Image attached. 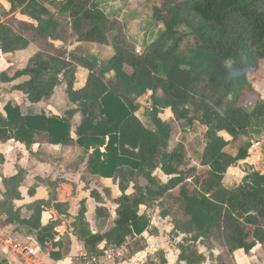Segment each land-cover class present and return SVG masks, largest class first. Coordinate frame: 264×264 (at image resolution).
<instances>
[{"label":"trees","instance_id":"obj_1","mask_svg":"<svg viewBox=\"0 0 264 264\" xmlns=\"http://www.w3.org/2000/svg\"><path fill=\"white\" fill-rule=\"evenodd\" d=\"M131 1L114 0L122 3L119 11ZM107 2L19 0L28 21L21 20L17 31L0 25V51L14 55L34 45L37 52L23 69L3 72L1 81L28 77L14 89L32 104L50 103L56 90L65 86L75 108L61 117L24 113L19 104L9 102L4 114L0 112V140H13L27 149L39 144L93 151L88 173L112 180L120 195L113 200L117 205L113 220L107 208L96 210L100 229L112 225L104 233L81 228L86 214L82 204L73 225L86 255L99 256L107 247L146 237L150 218L142 213L144 207L149 212L159 209L163 219L171 220L175 237H182L179 262L205 264L208 259L200 247L211 253L219 247L221 254L211 255L217 264H236L238 251L253 256L258 246L264 247V174L254 171L233 188L224 181L229 169L249 158L250 144L241 145L235 155L227 149L248 137L251 127L264 125V100L251 88L247 75L264 61V0H139L135 13L152 15L161 26L159 37L142 55L124 41L104 10ZM58 15L69 21L60 24ZM112 33L115 54L101 69L54 44L75 38L108 45ZM79 67L89 71L82 89L75 87ZM248 94L253 97L249 105ZM143 102L154 130L137 116ZM196 122L207 129L201 169L193 166L187 137H181ZM184 123L181 134L179 126ZM178 135L181 138L172 147ZM158 171L167 182L156 176ZM23 180L21 171L4 179L0 210L10 224L37 231L36 241L43 248L52 243L50 256L60 260L62 254L55 250L60 244L55 241L58 223H41L51 203H35L28 220L14 209ZM104 191L112 200V190ZM92 196L103 203L98 192ZM54 207L68 215V206ZM160 257L148 264H167L165 256Z\"/></svg>","mask_w":264,"mask_h":264},{"label":"rangeland","instance_id":"obj_2","mask_svg":"<svg viewBox=\"0 0 264 264\" xmlns=\"http://www.w3.org/2000/svg\"><path fill=\"white\" fill-rule=\"evenodd\" d=\"M7 1L10 4V9L7 11L8 8H3L4 10L0 11V24H5L10 28H12L14 31H17L19 29L20 21L25 20V17L22 16L20 13L21 8L19 6V0H7ZM41 1L43 2L44 0ZM107 1L108 2L104 6V10L106 11L107 15L113 18L112 20L115 22L117 27L121 29L126 44H128L129 46L130 45L133 46L137 54L139 55L144 54L146 49L159 37L161 26L157 23V21L153 18L152 15H147V14L137 15L135 13L134 8L139 3V0H132L127 9L120 11H119V7L122 6V3L120 2L116 3L114 2V0H107ZM106 6L107 8H105ZM57 21L60 24H66L69 21V18L68 16L58 15ZM115 36L116 33H112L109 35L108 45L79 43L75 38L70 39V41L67 44L64 43L63 44H64V48L68 50V52L79 53L85 56L87 59L97 64V66L101 69L105 67V65L114 55V48L112 43ZM58 45H60V43ZM29 56H30L29 53L22 54L21 55L22 60L16 63V65H12L11 67H9V69L10 70L21 69ZM128 71L131 72L130 69H128ZM87 75H88L87 70L80 71L77 74L78 86H82L85 83ZM247 75H248V82L251 85V88L258 95L259 98L264 100V61L260 63V67L258 69L249 72ZM65 91H66L65 86H60L57 89V92L51 103L49 105H40L39 107H36L35 108L36 112H39L41 110L44 111L47 110L48 113L54 116H62V117L65 116L68 111L75 108L70 103L69 97L67 96ZM245 100H246V104L249 105L253 101L252 95L248 94ZM16 103L21 106L24 113L30 112L29 108H27L24 98H19L18 101H16ZM191 108L192 110L196 111V108L194 106L193 107L191 106ZM137 116L141 119V121L145 124L146 127L153 130L155 129L149 111L147 110L146 107H144V102L142 104V109L137 113ZM80 119L81 117L78 116L75 119V122H79ZM179 127L182 134V130L184 132L183 128L186 127L185 123L180 124ZM186 128H187L185 131L186 133H184V135H181V137L183 136L187 137L186 146L187 149L189 150L188 152L192 159L193 166L201 169L202 168L201 156L205 149V145L207 141L206 140L207 129L203 125H201L200 122H196L193 126ZM181 137L180 135H178L174 138L172 147L175 146L176 142H178ZM256 142L262 143V149L253 155L249 154L250 164L241 165L239 167L240 170H236L234 172L238 174L241 173L240 175H242L243 173L250 174L254 171L264 174L263 173L264 125L262 128H256L255 126L251 127L249 136L241 137V139L238 142L231 144V146L227 149V152L229 154L235 155L241 145L250 144L251 147L252 143H256ZM7 157L9 159L8 161L9 166L4 168L5 170L4 173L0 172L1 176H5V175L8 176L9 174H11V172L13 171L12 166H14L17 162L22 161L27 157L25 147L11 144V147L8 149V153L5 161L7 160ZM81 157L82 155L76 156L73 153H69L66 158L62 157L58 159L55 156L50 157V159H48L46 162L47 164H49V167H42V170L38 169L37 167H34L32 169L34 173L29 183L34 181L35 179L34 177L37 176L35 181L45 186L48 190L50 187L49 185H51L54 182L58 184H62V183L73 184L76 180H78L84 168V166H82L84 165V163L82 162ZM31 160L33 162V158H31ZM237 164L236 166H234L235 168L233 167L234 169H238ZM37 169L41 173H38ZM230 171L231 170H228L227 175L229 174ZM156 176L160 177L164 182L168 181V178H165L160 171L156 172ZM231 176L233 177L232 174L230 175V177ZM239 180H241L240 177ZM236 184L237 183L235 181V183L228 182L225 185L229 188H233L236 187ZM31 186L33 185H30L28 187V190H30ZM73 193L76 194L75 188ZM81 193L82 191L81 192L78 191L76 195L78 196V194H80L81 196H83ZM86 194L89 193L86 192ZM81 198L83 197H80L78 199V202L81 200ZM77 203H76V207H77ZM115 208L116 207L114 206V204H109L108 209L110 210L112 215H114ZM143 212L145 216L150 218V226L147 235L146 237L142 236L136 240H131L127 243L130 255L128 259L121 264H127L129 262L132 264H148L150 260H154L156 257H158V260H160L159 259L161 258L160 255H164L165 258H167L166 251H168L167 255H169L168 260H170L169 261L170 264H178L176 262L177 257L180 254V250L178 249V244L182 242V237L180 238L175 237L173 233V225L171 220L163 219L160 215V210L157 208L153 211V213L150 214L148 212H145L144 209ZM94 224L85 221L81 223V228L95 231ZM19 245H17V248L14 249L15 252L14 255H16L15 257L18 258L15 261V264H34V261L38 260L39 255L37 257L35 256L34 258L25 257L22 251L25 248H27L28 245L26 244H23L21 246ZM199 249L202 253L206 255L208 259L206 264H217L215 258L222 252L219 247H216V249L212 252L215 257L214 259L211 258L212 253L210 251H208L204 247H200ZM10 250L12 251V248ZM43 252L47 253L46 248H43ZM242 254H243L242 256L244 257L242 256L240 257V255H238L237 259L235 257L236 264H241V262L242 264H264V247L258 248L251 257L245 255L244 252H242ZM246 256L248 258H246ZM66 257L71 258L68 259L69 264H78L82 256L68 255ZM241 259H244L245 263ZM48 262L49 260H47L45 264H48Z\"/></svg>","mask_w":264,"mask_h":264},{"label":"crops","instance_id":"obj_3","mask_svg":"<svg viewBox=\"0 0 264 264\" xmlns=\"http://www.w3.org/2000/svg\"><path fill=\"white\" fill-rule=\"evenodd\" d=\"M3 8H8L7 11L10 9V4L7 0H0V11H3L4 10ZM20 13H21V10H20ZM23 21H28V19L25 17V20ZM59 43L61 46L58 45ZM79 43H87V42H79ZM54 44L59 48H64V44L62 42L58 41V42H54ZM91 44H97V43H91ZM36 52H37V48L34 45L31 46L27 51L19 52L14 55L13 54H3L0 51V112L1 113L4 114V108L9 102L13 104H17L16 101H18L19 98H24L27 108H29V111H30L29 114H40L42 112H45L47 115H52L48 113L47 110L46 111L41 110L39 112H36L35 110L36 107H39L40 105H49L51 102L48 104L47 103L32 104L28 101L26 95L14 89L15 86L29 81L28 77L18 79L17 81H14L12 83H3L1 81V74L7 70H10L9 67H11L12 65H16V63L22 60L21 58L22 54L29 53L30 56L27 58L26 62L24 63L21 69H23L27 65L30 57ZM83 70H86V69L79 67L77 70V74ZM77 74H76L75 87L76 89H82L86 85L89 71H88V75L85 80V83L82 86H78ZM79 122H75V123L77 124ZM11 144L16 145V146L25 147L27 157L23 159L22 161L17 162L14 166H12L13 171L11 172V174H9L8 176L0 175V202L4 201V193H5V187L3 184L4 179L12 178L16 176L20 171L23 172L24 180L19 189V192L21 194V199L14 201V209L16 211H19L21 219L28 220L33 216L34 212L30 208L35 203L50 202L51 205H49L48 207L44 209L41 223L44 226H46L49 222L58 223V226L55 228V232L57 234L55 241L59 242L60 244L57 248H55V250L60 251L62 254V257L60 260H55L50 256V253L54 250L53 248L54 245H52V243H47L46 245L47 253H44L43 247L42 246L39 247L40 245L36 241L37 231L33 230L32 232L31 229L29 228L20 227L17 224L15 225L10 224L8 222V216L6 215V213L0 210V264H15V261L18 258L15 257L16 255H14L15 254L14 249L17 248V245L19 244H20L19 246L26 244L28 245V247L30 245V247L36 248V252H37L36 257L39 255L36 264H45L47 260H49L50 262V263L48 262V264H69L68 259H71V258L66 257V256L86 255V249L84 247V244L79 240L76 233L74 232L73 224L75 222V218L79 215L82 204H85L86 214H85L84 222L87 221L93 224L95 222L94 224L95 231H91V230L89 231H91L93 234H97L99 232L104 233L107 230H109L112 227V225L109 223L105 227H102L101 229L99 228L100 226H98L97 220H96V210L99 206H103L108 209L109 204H114V206L116 207L114 210V215L111 214L109 209L108 211L110 213L111 220H113L116 217L117 205L115 204L113 200L116 199L120 195L118 186L114 184V182L110 179H104L99 176H93L89 174L88 168H87L88 161L93 151L86 154L82 148H78V147L75 149H66L61 146L36 144L31 149H27L25 145L17 143L13 140H10V141L0 140V172L2 173H4L5 171L4 168L9 166L8 157L6 161L5 159L8 153V149L11 147ZM69 153H73L76 156L82 155L81 160L84 163V165H82L84 166V168L80 174V177L73 184H63V183L58 184L54 182L51 185H49L50 187L48 190L45 186L35 181L37 176L34 177L35 178L34 181L29 183L30 179L33 177L34 171L32 169L34 167H37L38 169L42 170V167H49V164H47L46 162L48 159H50V157L55 156L58 159L62 157L66 158ZM31 158H33V162ZM247 164H250V157L249 159L245 161H240L237 164L238 169H234L235 167L229 169L231 171L225 177V181H224L225 184L228 182L235 183V181L237 183L236 186L241 184L243 179L246 177L248 173H243L242 175H240L241 173L238 174L234 171L240 170L239 167L241 165H247ZM38 169H37L38 173H41ZM231 174L233 175V177L232 176L230 177ZM66 176H63V177H66ZM163 176L167 178L164 174ZM239 177L241 180H239ZM30 185H33V186H31L30 190H28V187ZM74 188L76 189V194L78 191L79 192L82 191L81 194L83 196H81L80 194H78L77 196L75 193H73ZM105 188H110L112 190V200L106 197L105 191H104ZM94 191L98 192L101 198L103 199L102 204H99L96 201V199L92 196V192ZM86 192H88L89 194H86ZM80 197H83V198H81V200L78 202V199ZM76 203H77V207H76ZM55 204H63L66 207L68 206L67 208L68 215L59 213L54 207ZM143 209L145 212H148L149 214L153 213V212H149L144 207H142L141 209L142 213H144ZM165 220H170V219H165ZM104 246L105 244L101 245L100 248H104ZM260 247L261 246H258L253 251V253H255V251ZM11 248H12V251L10 250ZM167 254H168V251H166V257H167L166 260L168 261L167 264H170L169 262L170 260H168L169 255ZM238 255H240L241 257L243 255L242 251H238L235 253L236 259ZM246 258L248 257L246 256ZM244 259H241V260H243L244 262ZM176 262L178 264H186L184 262H179L178 257H177ZM127 264H132V263L129 262Z\"/></svg>","mask_w":264,"mask_h":264},{"label":"built area","instance_id":"obj_4","mask_svg":"<svg viewBox=\"0 0 264 264\" xmlns=\"http://www.w3.org/2000/svg\"><path fill=\"white\" fill-rule=\"evenodd\" d=\"M262 149V143H252L249 154L253 155ZM25 257L34 258L37 254L35 247H27L22 251ZM130 255L127 244L120 247L110 246L103 250L99 256L82 255L78 264H121L125 262ZM37 260L34 261L36 264Z\"/></svg>","mask_w":264,"mask_h":264}]
</instances>
